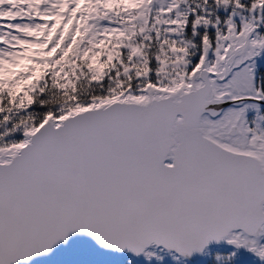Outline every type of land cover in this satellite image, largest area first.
<instances>
[{"label": "snow or ice", "instance_id": "1", "mask_svg": "<svg viewBox=\"0 0 264 264\" xmlns=\"http://www.w3.org/2000/svg\"><path fill=\"white\" fill-rule=\"evenodd\" d=\"M0 264H264V0H0Z\"/></svg>", "mask_w": 264, "mask_h": 264}]
</instances>
